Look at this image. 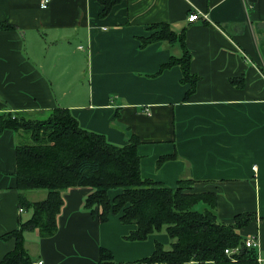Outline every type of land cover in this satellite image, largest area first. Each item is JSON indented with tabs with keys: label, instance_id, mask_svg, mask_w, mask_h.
<instances>
[{
	"label": "crops",
	"instance_id": "crops-1",
	"mask_svg": "<svg viewBox=\"0 0 264 264\" xmlns=\"http://www.w3.org/2000/svg\"><path fill=\"white\" fill-rule=\"evenodd\" d=\"M103 8L98 0H49L46 6L0 0V23L14 26L0 28V112L39 115L61 106L117 145L138 136L143 177L174 189L180 178L194 179L195 192L217 195L221 222L251 213L239 231L256 237L264 255V0H123L101 16ZM192 12L199 19L190 21ZM160 22L186 32L191 69L200 78L187 99L191 84L182 82L180 65L159 72L183 47L141 46L140 38ZM18 134L0 136V236L27 212L16 189ZM167 156L173 157L159 162ZM91 190L64 192L55 235L43 238L38 229L28 235L34 264H99L101 247L127 264L150 256L157 241L170 245L166 232L126 239L136 225L120 215L99 221L84 207ZM120 191L109 190L110 198ZM46 193L26 194L34 201ZM14 247L15 239H0V261Z\"/></svg>",
	"mask_w": 264,
	"mask_h": 264
},
{
	"label": "trees",
	"instance_id": "trees-1",
	"mask_svg": "<svg viewBox=\"0 0 264 264\" xmlns=\"http://www.w3.org/2000/svg\"><path fill=\"white\" fill-rule=\"evenodd\" d=\"M98 1L104 6L100 15L106 16L123 0ZM13 27L8 22L0 23V28ZM151 30L152 35L140 38L142 47L158 41L178 43L183 47V54L180 57L173 55L170 62L161 65L159 72L180 65L182 82L191 84L187 99L195 92L200 78L191 69L186 32H176L165 22L153 25ZM6 130L19 133L15 148L16 189L19 206L30 214L26 217L23 214L16 229L0 236L1 240L15 239V247L7 251L0 264H34L26 247L28 235L36 229L43 238L55 235L57 219L63 210L64 192L77 187L92 188L84 207L93 211L99 221L107 222L110 213H114L120 215L123 223L136 225L126 239L147 240L153 233L169 234V246L157 241L150 256L127 264H185L192 261L259 264L256 247H248L246 237L239 231L254 216L237 214L233 223L221 222L214 212L217 195L195 192L194 179L182 177L174 189L153 178L143 177L138 136H131L127 144L117 145L106 135L82 127L71 110L61 106L39 115H30L25 110L0 112V136ZM24 140L31 142H21ZM172 157H162L159 162ZM120 188V194L111 199L108 191ZM34 189L45 190L47 197L29 200L26 193ZM200 202L209 203L211 207L201 211L196 208ZM237 247V253H226L227 248ZM100 250L99 264H119L114 261L111 250L103 247Z\"/></svg>",
	"mask_w": 264,
	"mask_h": 264
},
{
	"label": "built area",
	"instance_id": "built-area-1",
	"mask_svg": "<svg viewBox=\"0 0 264 264\" xmlns=\"http://www.w3.org/2000/svg\"><path fill=\"white\" fill-rule=\"evenodd\" d=\"M49 2V0H41V5L42 6H46L47 3ZM190 21H195L197 19H199V14L196 12H192L189 16H188ZM21 211H24L23 208H20ZM245 244L248 247H256L257 249V259H258V263L259 264H264V255H262L260 253V250H258L259 245H258V240L256 237L251 236V238H246ZM239 251V247L231 249V248H227L226 249V253L230 254H234L237 253ZM38 264H43V261H39Z\"/></svg>",
	"mask_w": 264,
	"mask_h": 264
},
{
	"label": "rangeland",
	"instance_id": "rangeland-1",
	"mask_svg": "<svg viewBox=\"0 0 264 264\" xmlns=\"http://www.w3.org/2000/svg\"><path fill=\"white\" fill-rule=\"evenodd\" d=\"M21 142H23V143H30L31 142V140H24V141H21ZM47 194V193H46ZM199 210H201L202 211V209H199ZM27 214H30V212L28 213H24V217H26V215Z\"/></svg>",
	"mask_w": 264,
	"mask_h": 264
}]
</instances>
